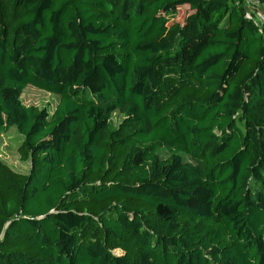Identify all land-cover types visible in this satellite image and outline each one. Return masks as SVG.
<instances>
[{"label":"trees","instance_id":"trees-1","mask_svg":"<svg viewBox=\"0 0 264 264\" xmlns=\"http://www.w3.org/2000/svg\"><path fill=\"white\" fill-rule=\"evenodd\" d=\"M245 8L0 0V132L31 162L0 156V264H264V28Z\"/></svg>","mask_w":264,"mask_h":264},{"label":"rangeland","instance_id":"rangeland-1","mask_svg":"<svg viewBox=\"0 0 264 264\" xmlns=\"http://www.w3.org/2000/svg\"><path fill=\"white\" fill-rule=\"evenodd\" d=\"M188 12V9H181L174 22L179 21L183 23ZM21 97L25 104H33L40 108H46L50 112L55 110L60 100L59 95L47 92L33 85H28ZM22 141L23 136L16 127L11 128L7 132H0V156L14 169L28 172L31 162L29 160H22L18 150L19 144ZM161 154L167 159L171 157V153L164 149L161 150Z\"/></svg>","mask_w":264,"mask_h":264},{"label":"built area","instance_id":"built-area-1","mask_svg":"<svg viewBox=\"0 0 264 264\" xmlns=\"http://www.w3.org/2000/svg\"><path fill=\"white\" fill-rule=\"evenodd\" d=\"M246 17L256 23L261 30L264 28V0H245Z\"/></svg>","mask_w":264,"mask_h":264}]
</instances>
